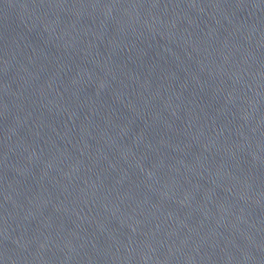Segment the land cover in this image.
<instances>
[{
	"label": "water",
	"instance_id": "water-1",
	"mask_svg": "<svg viewBox=\"0 0 264 264\" xmlns=\"http://www.w3.org/2000/svg\"><path fill=\"white\" fill-rule=\"evenodd\" d=\"M0 264H264V0H0Z\"/></svg>",
	"mask_w": 264,
	"mask_h": 264
}]
</instances>
